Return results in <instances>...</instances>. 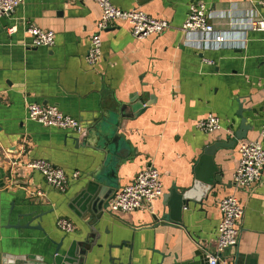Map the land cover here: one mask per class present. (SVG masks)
<instances>
[{
  "label": "crops",
  "instance_id": "1",
  "mask_svg": "<svg viewBox=\"0 0 264 264\" xmlns=\"http://www.w3.org/2000/svg\"><path fill=\"white\" fill-rule=\"evenodd\" d=\"M109 1L167 20L171 28L137 40L129 24L115 23L102 34L101 60L90 66V39L102 15L94 0H24L12 17L0 19V264H208L205 251L217 249L220 202L232 194L243 203L245 215L237 246L223 257L233 264H264V170L251 191L235 192L232 184L240 144L259 140L264 125V32L244 24L249 16L264 19V0ZM196 1L206 4L227 46L202 49L195 45L198 36L183 32L189 5ZM30 25L53 31L54 46L32 47L26 32ZM13 26L16 32L10 34ZM137 97L153 104L142 115L121 120L126 158L103 185L114 182L115 196L141 170L153 167L160 171L164 195L154 211L107 210L95 223L85 193L104 171L105 150L84 145L83 135L31 121L27 108L56 105L87 128L108 111L130 107ZM210 114L222 128L204 133L197 124ZM242 119L251 130L237 141ZM216 143H221L214 163L223 173L222 184L205 198L191 200L182 223L164 221L169 212L164 196L173 188L194 187L195 164ZM35 159L80 177L66 192L54 190L38 172L13 177L14 162ZM36 191L43 196L33 195ZM60 218L76 230L61 231ZM30 223L42 230L13 227ZM93 224L101 246L81 259L71 247L91 241Z\"/></svg>",
  "mask_w": 264,
  "mask_h": 264
},
{
  "label": "built area",
  "instance_id": "2",
  "mask_svg": "<svg viewBox=\"0 0 264 264\" xmlns=\"http://www.w3.org/2000/svg\"><path fill=\"white\" fill-rule=\"evenodd\" d=\"M72 2L73 0H67ZM24 0H0V19L12 17ZM101 8L102 15L97 24V32L90 39V48L87 61L95 66L102 58V34L118 22H125L131 27L132 35L137 40L158 36L171 28L164 19L150 16L146 12L133 9L122 10L114 6L109 0H94ZM211 13L205 3L192 2L189 5L187 18L182 26L186 36L196 35L199 43L195 44L202 49H219L228 45L225 33L218 30L210 21ZM245 26L249 30L264 32V19L258 16L246 18ZM8 32L13 34L16 27H9ZM26 32L32 37V47L51 48L55 44V33L43 30L35 25L26 27ZM192 44L193 42L190 41ZM31 121L43 126L58 128L83 135L84 126L78 119L64 114L56 105L30 104L27 108ZM197 127L204 133H212L222 128L221 120L214 114L198 122ZM240 162L233 174L232 184L236 191H251L262 180L264 170V125L261 128L260 139L253 142H242L239 146ZM40 173L45 182L54 190L66 192L71 183L80 177L79 172L67 173L63 168L54 165L45 159H35L25 163L14 162L11 174L15 178H25L28 173ZM164 185L160 171L157 168L141 170L135 180L118 190L108 208L111 213H132L139 210L154 211V204L164 195ZM33 195L43 196L36 191ZM222 219L218 228L217 249L215 253L205 251L208 264H233L232 258L223 257L228 249L237 246L240 228L243 224L245 207L237 195L232 194L220 202ZM58 228L65 233L76 230L74 223L66 218H60Z\"/></svg>",
  "mask_w": 264,
  "mask_h": 264
},
{
  "label": "water",
  "instance_id": "3",
  "mask_svg": "<svg viewBox=\"0 0 264 264\" xmlns=\"http://www.w3.org/2000/svg\"><path fill=\"white\" fill-rule=\"evenodd\" d=\"M153 100L155 101V99ZM139 101L140 102H138L137 97L132 99L130 107L122 105L117 112L113 110L108 111L100 119H97L93 126L85 128V132L83 133L82 137L84 145H95L96 147L105 150L107 154V162L105 163L104 171L96 177V186H90L85 193L86 209L90 218L95 221V223L100 221L102 213L108 210L111 201L115 197L114 193L116 185L114 182L110 181V186L103 185V182L110 180L111 176L117 171L120 161L123 158H126L122 155L123 137L119 135V131L122 128L121 120L138 117L153 104L151 100L146 103L142 99ZM131 110L134 112V114H132L133 116L130 114ZM250 130L251 128L246 125V119H242L240 132L236 133V140L241 141L246 139L247 133ZM76 141L80 144V139H77ZM220 145L221 143H216L212 146H208L195 164L194 187L183 190L173 188L164 196L165 205L169 208L168 213L164 212L162 218L164 221L171 220L177 223H182V212L184 208L189 207L191 200L198 201L205 198L216 185L222 184L223 173L220 172L214 163V155ZM199 189H203L201 197L196 195V192ZM154 219L159 223L158 216H155ZM13 227L16 229L32 228L42 230L39 225L32 226L31 223L26 226L19 225ZM90 228L93 233L90 239L91 241H88L87 239L86 242H79L75 247H71V253L81 256V259H84L83 256H85L90 249H93L96 246H101L97 244L100 234L96 226L93 224L90 225ZM230 250L231 249H228L226 252Z\"/></svg>",
  "mask_w": 264,
  "mask_h": 264
}]
</instances>
